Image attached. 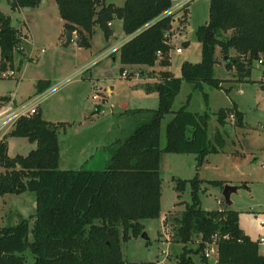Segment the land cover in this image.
Wrapping results in <instances>:
<instances>
[{
    "label": "trees",
    "instance_id": "trees-1",
    "mask_svg": "<svg viewBox=\"0 0 264 264\" xmlns=\"http://www.w3.org/2000/svg\"><path fill=\"white\" fill-rule=\"evenodd\" d=\"M9 1L14 9L36 7L42 0ZM55 1L65 28L76 33L80 46H91L96 26L106 38L112 36L111 23L117 19L122 21L126 35L135 34L113 55L122 63L121 73L126 66L151 73L156 64L164 68L171 65L173 45L169 39L179 11L167 15L166 12L173 0H124L121 6L110 0ZM196 37L202 44V61L183 62L180 77L169 69L159 71L160 78L147 85L148 91L158 92V107L134 110L147 115L140 117L127 138L113 144L104 169H62L58 130L66 123L44 119L41 110L19 119L0 142V196L34 193L33 239L28 238V218L1 227L0 264H158V260L125 259L122 242L142 235L144 220L160 214L161 153H195L200 166L207 154L218 151L207 141L208 115H200L187 106L173 111L174 100L183 81L196 87L208 83L223 88L222 80L215 75L217 47L229 56L226 67L234 68L240 81H248L264 55V0H209L208 21L198 26ZM23 38L21 30L13 26L11 16L0 9V70L14 69L15 52L24 53ZM232 51L235 55H231ZM132 74L130 71L129 77ZM50 86V80L40 79L37 92ZM171 112L174 116L166 126L162 147L161 123ZM217 114L221 123L233 115L238 125H243V111L235 102L220 108ZM12 136L26 137L36 142V147L26 155L11 156L7 139ZM174 180L177 191L183 192L187 180ZM204 181L198 174L189 180L192 201L174 218L175 242L184 244L180 264H194L186 253L187 245L194 240L198 241L197 253L204 250L202 258L209 264L205 246L214 234L219 235L217 264H264L260 241L241 228L238 210L228 205L212 210L201 206ZM208 182L224 185L219 180ZM27 248L34 254L31 263L23 255Z\"/></svg>",
    "mask_w": 264,
    "mask_h": 264
},
{
    "label": "rangeland",
    "instance_id": "rangeland-1",
    "mask_svg": "<svg viewBox=\"0 0 264 264\" xmlns=\"http://www.w3.org/2000/svg\"><path fill=\"white\" fill-rule=\"evenodd\" d=\"M110 1L119 6L124 3V0ZM187 6L175 15L176 18L181 14L178 20L176 19L175 31L172 33H177V36L172 40L174 47L170 54L171 65L164 68L156 64L151 73L142 72L138 67L126 66L125 69L128 72L132 71L133 74L131 77L128 74L125 78L121 76L122 63L119 57L116 61L111 57L116 51L110 57L94 64L95 58L104 46L115 44L116 41L126 37L121 20L117 19L113 24L117 33V37L113 40L106 38L103 30L96 26L90 38V47L80 46L77 39L69 46H65L64 20L60 16L55 0H42L36 7L14 9L9 0H0V9L10 15L13 26L21 30L26 46L25 54L15 52L14 77H1L2 70H0V97L13 92L17 95V100L21 101L19 99H24L36 91V84L40 79L51 80L50 88L58 86L45 99L41 113L46 120L66 123V126L59 127L58 130L62 151L60 154L64 159L61 165L70 169L78 167L75 166L78 164L77 152L76 157L71 158L73 163L66 161L71 145L87 152L98 141L109 143L107 142L109 139L114 140L119 133L117 121L125 125L123 128L131 122L130 116L120 118L121 112L126 110L125 107L128 109L158 107L159 94L157 91H148L147 85L154 83L153 78H160V70L169 69L175 76L180 77L183 62L202 61V44L196 37V29L208 18L209 0L192 1L189 4L188 21L183 26L186 18L182 19L187 15ZM177 26L180 28L179 31ZM183 42L186 44L182 45ZM177 46H181L183 52L178 53ZM215 56L222 64H215L216 77L229 78L224 82L221 79L224 88L208 83L196 87L193 83L183 81L172 110L176 111L182 106H187L189 110L200 115L207 114V141L210 146L215 145L218 151L207 154L200 166L195 153L165 151L161 153L160 214L156 218L144 220V232L147 233V238L140 235L122 242L123 256L127 260H159L158 264H180L179 255L184 251V244L175 242L174 218L180 216L186 204L192 201L189 180L197 174L205 179L200 191L201 206L204 209H219L228 205L223 196V188L226 184L236 185L238 189L232 193V204L228 206L240 212L239 223L246 234L256 240L264 236V224H262V221L264 222V86H262L264 64H256L252 77L247 79L251 81H240L238 76L236 80H232L235 75L224 67L225 56L219 47ZM91 62L94 65L87 68L86 66ZM110 89L113 92H109ZM93 94H97L98 98L94 100ZM234 102L243 111V125H238L233 115L224 123L219 121L217 113L220 108L233 106ZM95 103L113 108L116 115L114 117L109 115L103 119L96 118L89 122L86 118L95 111ZM173 116V112L168 113L162 120V147L166 142V126ZM124 133L128 132L124 130ZM7 140L8 152L11 156L26 155L36 147V142H31L22 136L8 137ZM104 149L99 150L84 167L94 170L104 169L109 159H103ZM174 178L187 180L183 192L177 191ZM210 180L223 181L224 185L208 182ZM219 199L222 201L219 202ZM35 210L36 199L33 192L8 193L0 196V228L18 224L23 218H28L30 228L28 238L32 240ZM168 211L170 213L164 224L165 214ZM197 247V240L189 243L187 256L192 258L194 264H207L202 258L204 250L197 253ZM260 252L264 254V242H260ZM23 255L27 263L35 260L30 248H27ZM216 261L215 258H208L209 264H217Z\"/></svg>",
    "mask_w": 264,
    "mask_h": 264
},
{
    "label": "built area",
    "instance_id": "built-area-1",
    "mask_svg": "<svg viewBox=\"0 0 264 264\" xmlns=\"http://www.w3.org/2000/svg\"><path fill=\"white\" fill-rule=\"evenodd\" d=\"M193 0H173L172 7L166 12L167 14H174L177 11H181L186 5H189ZM133 35H126L121 41H116L115 44L105 48L98 56L95 58L94 64L100 62L104 58L110 57L115 51L117 52L121 46L130 40ZM77 36V35H76ZM169 36V32L165 34ZM171 42V38L169 39ZM178 53L182 52V47L176 48ZM158 58H162V51H158ZM171 54V51H170ZM94 64H91L94 65ZM258 64H264V55L258 60ZM90 67V66H89ZM16 70L8 69L1 72V77H14ZM128 70H124L121 73L122 77H128ZM264 78V77H263ZM262 78V79H263ZM58 86L49 87L42 92H36L34 95L27 97L24 100L18 101L16 94L11 92L8 95L0 97V142L4 140L5 136L10 133L18 123L19 119L23 117H31L38 113L41 103L50 95ZM94 99L98 98L97 94L93 95ZM222 201L219 199V202ZM220 209V208H219ZM222 209V208H221ZM262 224L264 222L262 221ZM219 235L214 234L212 236V241H207L205 246V256L207 258H215L217 260L218 256V242ZM260 242H264V236L259 238Z\"/></svg>",
    "mask_w": 264,
    "mask_h": 264
},
{
    "label": "crops",
    "instance_id": "crops-1",
    "mask_svg": "<svg viewBox=\"0 0 264 264\" xmlns=\"http://www.w3.org/2000/svg\"><path fill=\"white\" fill-rule=\"evenodd\" d=\"M194 1V0H193ZM192 3V2H191ZM208 10H209V7H208ZM181 15V14H180ZM180 15H177L176 16V18H175V16H174V21H173V29H172V32H171V43H172V45H173V47H174V44H173V38H175L176 36H177V33L176 34H172L174 31H175V22H176V19L178 20V17H180ZM189 15H190V7H189V5L187 6V15H186V19H185V22H184V25L183 26H185L186 25V23H187V21H188V17H189ZM208 18H209V15H208ZM208 18L206 19V21H205V23L208 21ZM119 20V19H118ZM116 20H114V21H112V23H111V27L113 28V24H114V22H115ZM65 24V23H64ZM204 24V23H203ZM178 29H180L179 28V26H177V31H179ZM113 30H114V28H113ZM123 33H124V31H123ZM117 37V33H116V31L114 30V32H113V35L112 36H110L109 37V39L110 40H113L114 38H116ZM25 38V37H24ZM75 39H77V36H76V33L75 32H73V40H72V42H74L75 41ZM71 42V43H72ZM70 43V44H71ZM69 44V45H70ZM186 44V42H183L182 43V45H185ZM111 45H113V44H109V45H106V46H104L100 51H99V54H100V52H102L105 48H107V47H109V46H111ZM22 46L24 47V53L23 54H25V51H26V46H25V42H23L22 43ZM177 47H179V46H177ZM182 52H183V50H182ZM22 54V53H21ZM231 55H235V52L234 51H232L231 52ZM112 57V59L114 60V61H116L118 58H117V56H111ZM31 59L33 58L32 56L30 57ZM108 58V57H107ZM105 59V58H104ZM103 59V60H104ZM224 67L229 71V72H233L234 73V78L232 79V80H236L237 79V74H235V69L234 68H231V69H228L227 67H226V60H225V57H224ZM102 61V60H101ZM100 61V62H101ZM216 63H219L220 64V62H219V59H217V62ZM91 64H92V62L90 63V64H88L86 67L87 68H89V66L91 67ZM220 65H222V64H220ZM86 67L84 68V70L86 69ZM254 71V70H253ZM143 72V71H142ZM252 74H253V72H252ZM252 74H251V77H252ZM142 76H144V75H142ZM145 77V76H144ZM151 78H153V77H151ZM222 80H223V82H224V80H227V79H229L228 77H220ZM154 79V81L156 80L155 78H153ZM231 79V78H230ZM49 80V79H48ZM51 81V80H50ZM248 81H251V79L250 80H248ZM223 82H222V86H223V88H224V85H223ZM51 83H52V81H51ZM95 86V85H94ZM262 86H264V85H262ZM37 92V88H36V91L33 93V94H31V95H34L35 93ZM109 92H113V90L112 89H110L109 90ZM31 95H29V96H31ZM94 95V94H93ZM93 95H92V97H93ZM29 96H27V97H29ZM16 97H17V95H16ZM26 97V98H27ZM26 98H24V99H26ZM24 99H19V100H24ZM94 99V98H93ZM95 100V99H94ZM45 101V100H44ZM44 101L41 103V105H40V108H39V110H41V108H42V104L44 103ZM95 105H96V109H95V111L94 112H91L88 116H87V118H86V120H88L89 122H92L94 119H96V118H98V119H103L104 117H107V116H109V115H112L113 117L116 115V112L114 111V109L113 108H109V107H106L105 105H103L102 106V104H100V103H95ZM106 108H108V110H105ZM142 109H144V107H141ZM147 108H151V107H147ZM125 109L126 110H124V111H122L121 112V116H120V118H122V116H130L129 117V121H131L130 122V124H127V127H125V128H123L125 125L123 124V125H121V122L120 121H117V125L119 126V133H118V136H116L115 137V139L113 140V138H111V139H109V141H107V142H109V143H106V142H96V143H94V144H96L93 148H91V149H89L87 152L85 151V150H83V149H81L80 147L79 148H75L74 146H70L69 147V156H68V159L66 160L67 161V163H73V161H71V158H75L76 156H75V154H76V152L79 154V156H78V158H76L77 159V161H78V164H75V166H78V167H74V168H72V169H79V168H81V167H84L86 164H88V162L89 161H91L92 159H93V157L98 153V151L100 150V151H102V148H105L103 151H104V154H103V159L105 158V159H107V158H110V154H111V148H112V146H113V144H116L118 141H120V140H124L125 138H127L130 134H131V132L134 130V128L136 127V122H138V121H140L139 119H140V116H142V115H147L146 114V112H144V111H134V110H136V109H140V108H134V109H132V108H126L125 107ZM119 119V118H118ZM128 119V118H127ZM51 121V120H50ZM122 123H124V122H122ZM122 132H121V131ZM124 130H126L128 133H124ZM70 144H75V143H70ZM106 144H108V145H106ZM61 154H62V151H61ZM61 154H60V167L62 168V169H70V168H65V167H62V165H61V161L62 160H64L63 158H62V156H61ZM76 161V162H77ZM169 211H171V210H169ZM167 212L166 214H165V218L168 216V214L170 213V212ZM172 212V211H171ZM165 218H164V220H165ZM158 262H159V260H158Z\"/></svg>",
    "mask_w": 264,
    "mask_h": 264
},
{
    "label": "water",
    "instance_id": "water-1",
    "mask_svg": "<svg viewBox=\"0 0 264 264\" xmlns=\"http://www.w3.org/2000/svg\"><path fill=\"white\" fill-rule=\"evenodd\" d=\"M64 32H65V35H66L65 46H69V44L73 40V31L68 30V29L65 28ZM225 60L228 61L229 60V56H225ZM237 189H238V186H236V185L226 184L224 186V188H223V196H224L225 202L228 205L232 204L231 195H232L233 192L237 191ZM142 235L144 237H146V238L148 236L146 232H143Z\"/></svg>",
    "mask_w": 264,
    "mask_h": 264
}]
</instances>
